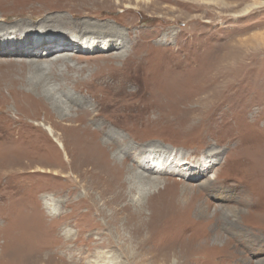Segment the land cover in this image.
Wrapping results in <instances>:
<instances>
[{
    "label": "rangeland",
    "instance_id": "1",
    "mask_svg": "<svg viewBox=\"0 0 264 264\" xmlns=\"http://www.w3.org/2000/svg\"><path fill=\"white\" fill-rule=\"evenodd\" d=\"M0 16L19 24L0 40V91L45 98L0 95V264H264V0H0ZM84 20L122 42L86 39ZM84 111L156 184L123 174L111 201L63 116Z\"/></svg>",
    "mask_w": 264,
    "mask_h": 264
},
{
    "label": "bare ground",
    "instance_id": "2",
    "mask_svg": "<svg viewBox=\"0 0 264 264\" xmlns=\"http://www.w3.org/2000/svg\"><path fill=\"white\" fill-rule=\"evenodd\" d=\"M126 6L127 7H131L130 4H127ZM85 9H87V8L83 7L82 9H80V11L78 12L77 15L76 14H74V15L73 14H69V15H65V16H58V18H60L57 21L58 24H60V26L63 27L62 28L63 30L64 29L65 30L74 29L75 23H77V20L73 19V18H75V16L81 17L82 15H84V13H85L84 10ZM21 13H25V12H21ZM11 17H12V15H11ZM19 18H20V14H18V17L16 19L20 20ZM85 21L86 20H84L83 22H80V23L83 24L82 30L84 31V34H82V35H85L86 39L87 38H92V39H97V38L101 39L102 38V40H103V42L105 44L104 47H106V48H108V47H116V45L118 43L122 42L123 33L121 32L122 34H120V33L116 34L119 31L117 28L109 27V28L99 29L100 25H95V24H92V23L90 24V23H87ZM16 25H19L18 22L17 23H9V24H7L5 22L4 23H0V40H1V38L5 40L6 37L13 36V35H11V32L13 30H15V28H13V27H15ZM55 33L57 34L59 32L56 31ZM69 33H71V34L69 35V34H66V33H62V34H59L58 36L59 37H63L65 40L71 41L72 40L71 37H73L75 35H73L72 32H69ZM107 33H108V35H107ZM58 36H52V37L49 36L48 37V40H50V42H51L50 45H49L50 48H51L50 52L54 48L59 47L57 44L61 43V42H57V40H54L56 38L53 39V37H58ZM117 36L121 37V39L119 40V38H117ZM76 37H77V35H76ZM35 40H40V38H37ZM84 42L86 43V45L91 44V42L89 43L87 40L84 41ZM6 48H8V47H6ZM25 48H29V47H25ZM10 50L11 49H7V51H10ZM30 50H33L32 46L30 47ZM48 50L49 49H47V51L44 50L45 52L41 51V53L42 54L46 53V52H48ZM18 51H22V50L18 49ZM56 59H58V58H56ZM33 62L37 63L38 61H33ZM53 64L56 65V63H53ZM53 64L49 63V65H44V63H40V64L37 65L38 66L37 68H42V69L46 68L45 70H48V69L51 68V70L54 71L55 75L59 74V73L56 72V70H54V68L56 69L57 67H53L52 68ZM68 67H69V65H68ZM135 75H136V77H138L137 73L134 74V76ZM126 76H128V72L126 73L125 76H122L121 79L116 80L113 77L112 79L108 80L106 86L109 87V89H111L116 84L126 85V84H128ZM136 77H135V79H133L134 80L133 83L138 85L139 83L137 82ZM75 83H77V82H75ZM76 88H79V86L76 85ZM111 90L114 91V89H111ZM20 93H22L24 95H27V96L39 95L37 97L39 102L42 101V99H45L41 95L40 91H36V92L32 93L30 90H27V92H26V91H23V90H20V89H17V88L14 87V89L11 88V90H9V93L6 94V95H3V92L0 93V95H2V97H4V99H5V102L4 103L2 102V103L5 105V107H8V106L10 107L11 99L13 98V100H14V98H16V95H20ZM96 102L98 103V105L102 104V106H103V108L105 110H108V109H110V110H121L122 111V116H119V117L121 119H123L124 121L128 120V118H130V116H132V117L137 116L138 110H139L138 107L129 106V105L125 104L120 98H116V97H113V96H102V97L97 96L96 97ZM128 106H129V108L132 111H134V113H132V111L128 108ZM10 108H12V107H10ZM88 111H84L85 114H83V116H80V115L75 116L73 114H68V113L63 114V116L69 118L72 123H75V124L71 123V126H72L70 128L71 130L73 129L74 131H78V132L82 131L80 133V136L78 138H76V141H78L80 144H83L82 147L85 148V149H81L86 154L85 164L91 165L92 166V168H91L92 174L95 177H98V179H100V181L102 182L101 185L105 184V186L103 187L104 192L106 191V192L113 193L111 195V201L113 203L117 204L119 202V200H121V198H123L124 195H125L124 188L126 186V180H125L126 178H123V174L125 175L126 173H128L129 180L131 179L132 181H134L135 178H138L141 182H145V183H151L152 182L153 184H156L155 183L157 181L156 178H150L149 176L139 174L141 172L132 174L131 170H133V168H132L131 165H128V163L126 162V156H123V155L121 156V154L118 153V148L120 149L121 146L123 145V143H122L123 140L120 137H118V136L117 137L115 136L116 138H114V135H113V137H110V136L106 137L107 139L104 138V140H103L96 133V129L94 130L92 124H89V121L91 123H93V124L95 123V121L97 119L96 117L99 115L100 112L92 113V112H88ZM115 123H117V122L115 121ZM100 130H103V129L100 128ZM70 132H72V131H70ZM7 138L11 139V132H10V135H7ZM68 143L66 141H64V143H63V147L64 148L63 149L67 148V144ZM147 159H148V161H150V157L149 156L147 157ZM167 161H168V159L165 158L163 164H165ZM156 170H158V169H156ZM151 171H153V170H151ZM145 178H148V179H145ZM135 183L136 182H132V184L130 185L129 189H131V191H137V185ZM150 198H151V196L148 195V199H146V198L144 199L146 201V203H149ZM145 201L143 202V200H142L143 203H145ZM139 202H140V205L137 204L139 206L138 208H140L142 210V208H143L142 204L143 203H141V201H139ZM114 206H116V205H114ZM127 207H128V205H127ZM113 209H114V207H113ZM232 212L233 211H231V213ZM129 213H130V210H129ZM137 229H140V227H137Z\"/></svg>",
    "mask_w": 264,
    "mask_h": 264
}]
</instances>
